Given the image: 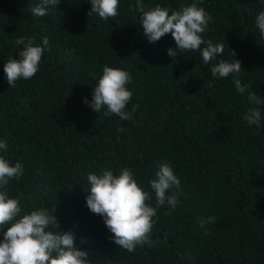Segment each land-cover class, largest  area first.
I'll list each match as a JSON object with an SVG mask.
<instances>
[{
	"label": "trees",
	"instance_id": "1",
	"mask_svg": "<svg viewBox=\"0 0 264 264\" xmlns=\"http://www.w3.org/2000/svg\"><path fill=\"white\" fill-rule=\"evenodd\" d=\"M38 2L0 0V139L8 142L7 159L25 167L8 186L10 198H23L21 215L56 208L59 230L75 234L91 264H264V105L248 99L249 91L264 99V35L255 24L264 0H204L213 19L202 37L225 45L208 65L200 51L170 57L171 33L149 42L135 0H120L119 15L107 22L88 15L89 0H60L35 17ZM192 2L144 0L145 10L159 4L170 14ZM19 36L49 44L36 75L9 88L4 65L19 58ZM231 50L241 72L213 78L211 66L231 62ZM105 65L132 77L130 120L89 106ZM237 78L251 85L243 94ZM253 107L262 113L260 127L243 120ZM158 163L180 179V202L171 214L158 209L152 239L161 242L129 253L86 206L87 177L127 167L151 191ZM149 203L156 204L154 192ZM209 216L215 223L202 228Z\"/></svg>",
	"mask_w": 264,
	"mask_h": 264
},
{
	"label": "clouds",
	"instance_id": "2",
	"mask_svg": "<svg viewBox=\"0 0 264 264\" xmlns=\"http://www.w3.org/2000/svg\"><path fill=\"white\" fill-rule=\"evenodd\" d=\"M93 14L107 22L119 15L120 0H89ZM204 0L193 2L177 11H172L157 4L145 10L144 0H135L134 9L138 10L142 31L149 42L156 43L166 34L171 33L175 47L169 48L167 54L175 58L180 53L200 51L203 63L208 65L224 53L223 43H213L205 40L202 34L213 18L206 11ZM60 0H39L30 11L35 17L47 15L50 7H57ZM256 27L264 35V11H260L255 18ZM16 46H23L19 51V58H9L4 65L9 88L16 87L18 80H29L39 71L45 48L49 44L44 37L41 45L28 36H19L14 41ZM202 45H206L201 49ZM231 62L220 59L211 66V76L216 79L227 78L238 74L242 70V63L235 58ZM129 72L109 67H103L102 77L93 88V96L89 106L94 111L103 110L105 115L118 116L122 120H130L136 110H126L132 100L133 93L127 85L131 82ZM209 80L207 87H212ZM236 90L243 94L251 85H242L240 79H235ZM249 101L256 106L264 105V99L255 92H248ZM88 104L87 98L84 101ZM243 120L249 126L261 125L262 113L259 107H253L244 114ZM8 142L0 139V264H91L88 252L76 246L75 234L71 231H60V224L56 215V208L49 210L45 207L32 210L30 214H23L21 208L22 197L10 198L8 186L11 180H19L25 167L20 161L11 163L6 153ZM158 171L155 178L149 182L151 191H147L138 184L131 168L120 169L114 174L111 169H104L99 174L90 173L87 177L88 194L86 206L88 209L103 217L106 227L114 234L112 239L122 249L134 253L137 247L158 245L159 239H152V230L158 220V209L168 206L171 214L179 204L180 179L167 163L157 164ZM173 189L177 191H173ZM172 192L169 195V192ZM155 193V206L149 201ZM155 218V219H154ZM216 218L209 216L200 221L204 228L208 223H215ZM206 235L210 234L208 232Z\"/></svg>",
	"mask_w": 264,
	"mask_h": 264
}]
</instances>
